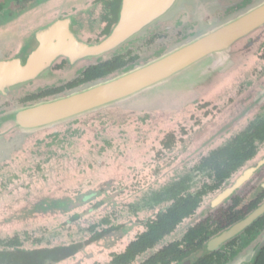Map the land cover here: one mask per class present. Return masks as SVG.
<instances>
[{
  "label": "rangeland",
  "instance_id": "1",
  "mask_svg": "<svg viewBox=\"0 0 264 264\" xmlns=\"http://www.w3.org/2000/svg\"><path fill=\"white\" fill-rule=\"evenodd\" d=\"M49 1L46 12L64 0ZM193 1H198L196 13L205 0ZM234 1H240L242 7L256 0ZM72 2V10L84 3ZM203 22L202 28L211 24ZM92 27L82 32L84 39L89 31L97 32L98 27ZM177 32L173 30L175 37ZM250 37L252 42L243 39L234 45V69L215 75L209 83L190 92L146 93L39 134L21 136L12 130L0 131V240L19 236L25 249L70 245L86 241L91 236L89 228L110 217L112 225H123L122 231L85 246L75 257L48 263L110 264L112 254L121 252L143 230L145 221L162 208H151L147 198L152 192L186 175L193 178V189H198L207 180L206 175L195 171L200 160L228 144L254 121L264 119V105L258 106L255 101L256 87L264 79V60H257L263 53L264 27ZM164 39V35H158L152 47H143L141 57L158 56L169 45ZM233 85L235 95L230 89ZM203 103L210 105L205 111L200 105ZM16 109L19 107L0 116ZM160 130L174 131L175 148L162 151L157 138ZM258 152L251 162L264 154V144ZM231 182L208 196L193 218L138 261L180 240L190 227L214 213L217 208H211L212 201ZM228 204L226 200L220 207ZM105 227L100 226V230ZM39 239L41 243H37ZM259 243L264 245V235L253 245H239L236 251L239 256L247 254Z\"/></svg>",
  "mask_w": 264,
  "mask_h": 264
},
{
  "label": "flooded vegetation",
  "instance_id": "2",
  "mask_svg": "<svg viewBox=\"0 0 264 264\" xmlns=\"http://www.w3.org/2000/svg\"><path fill=\"white\" fill-rule=\"evenodd\" d=\"M72 1L75 0H64L59 7H55L51 11L48 9V12H46L45 7L51 2L49 0H0V114L16 107L27 108L41 102H50L57 95L64 92L75 89L81 92L86 86L110 80L116 77L123 69L136 63L146 64L163 56L170 47L195 36L199 32L200 27L202 28V21H211L212 23L214 20H223L233 16L235 12L247 6L242 5V7H239L240 1L234 0H218L214 2L205 0L199 5V10L194 13L195 7L198 6V1L183 0L179 10L175 9L176 11L168 14L166 18L159 20L143 31L138 29L137 31L140 32L130 42L103 53L94 51L89 52L85 56H80V52L76 54L75 39L80 44L90 46V48H98L105 44L121 24L125 0H83V6L78 9L74 7V10H72ZM91 4L92 9L89 8ZM219 4L221 5L220 8L218 7ZM86 5L88 6L87 8L85 7ZM191 12L193 15H191ZM51 13L54 15L52 18H48ZM92 26L98 27L97 32L92 34V31H89L87 39H84L82 32H86L88 28L93 29ZM49 29L55 30L54 34H47L44 35L45 37L38 38L41 32ZM176 29H178V32L175 37L173 30ZM158 35H164L167 38L164 40H168L169 45L165 46L158 56L141 57L140 54L144 50L143 47H152L156 43ZM245 40L248 42L253 41L251 37L245 38ZM54 45H57V47H54ZM39 48L41 49L38 51ZM262 51L261 57L257 58L259 62L264 60V47H262ZM34 52L37 53V56L32 61L34 62L33 66L42 70L34 78L24 83L17 82L15 78L19 79L29 73L32 62L28 61V59ZM22 53L24 58L21 57L23 62L19 67L21 70H18V72L11 67L10 63ZM51 54H53L52 57ZM234 56L235 52L232 50L233 62H235ZM107 64L118 65V68L111 74L93 79L92 77L100 72L99 68ZM236 66L237 64L234 63L231 68L224 72L215 73L206 83H202L186 92L209 83L215 75L225 74ZM243 86L241 96L245 95ZM234 87L235 85L231 86L230 89L233 90ZM256 89V104L258 106L264 105V79ZM232 92L233 95L237 94L235 90ZM230 93L228 92V95L232 99L233 95ZM202 101L204 100L199 102ZM205 104H208V107L202 109L204 111L210 106L209 103L200 105L204 106ZM260 162H264V154L254 162L250 161L231 179L232 182L228 187H231L245 170L259 165ZM227 201H229V204L223 207L224 209H231L236 216L243 215L232 226L245 220L256 210L263 207L264 164ZM263 235L264 213L238 236L224 243L219 249L209 252L206 247L201 251L205 253L197 261L206 258V263L204 264H219L220 261L222 264H229L239 256L236 251L239 245H253ZM261 244L259 243L258 247L254 248L255 250L260 248L259 253L264 250V245L260 246ZM195 256L193 255L181 264H187ZM255 260L250 264H254ZM197 261L192 264H196Z\"/></svg>",
  "mask_w": 264,
  "mask_h": 264
},
{
  "label": "water",
  "instance_id": "3",
  "mask_svg": "<svg viewBox=\"0 0 264 264\" xmlns=\"http://www.w3.org/2000/svg\"><path fill=\"white\" fill-rule=\"evenodd\" d=\"M182 3L183 0H125L121 24L111 38L98 48L82 45L75 39L76 54L80 52V56H85L89 52L103 53L120 47L135 38L140 32L137 31L138 29L143 31L163 20L168 14L179 10ZM263 27L264 0H256L235 15L202 28L195 36L172 46L163 56L146 64L131 65L116 77L86 86L81 92L76 89L70 90L57 95L53 101L19 108L5 116H0V131L12 130L21 136H28L84 115L124 104L146 93L173 94L188 91L206 82L215 73L231 68L234 65L232 61L234 45ZM54 32L53 29L44 30L40 36L38 34V38L47 34L52 35ZM36 56V52L32 53L28 61H34ZM21 57L24 58L23 53L10 63L17 71L21 70L19 69L23 62ZM33 63L27 75L19 79L15 78L17 82L24 83L38 75L42 69L33 66ZM263 164L264 162H260L259 165L245 170L231 187L214 198L211 208L220 207L241 189ZM263 213L264 206L210 240L206 245L207 250L211 252L219 249L224 243L238 236ZM259 251L260 248L250 250L229 264H250ZM204 253H199L187 264L194 263Z\"/></svg>",
  "mask_w": 264,
  "mask_h": 264
},
{
  "label": "trees",
  "instance_id": "4",
  "mask_svg": "<svg viewBox=\"0 0 264 264\" xmlns=\"http://www.w3.org/2000/svg\"><path fill=\"white\" fill-rule=\"evenodd\" d=\"M117 68L118 65H103L99 68L100 72L92 78L111 74ZM93 72L94 70L91 73ZM207 107L208 104H205L203 109ZM158 132L157 138L162 151L175 148L177 137L174 131L160 130ZM263 144L264 119H261L251 123L228 144L212 150L200 160L195 171L198 175H206L207 180L198 189H193V178L186 175L152 192L147 198L152 205L151 208L162 207L163 209L161 208L154 217L145 221L143 230L121 252L112 254L110 264H181L193 255H198L211 239L238 222L243 215L236 216L231 209L220 208L190 227L180 240L155 251L146 260L138 261L143 255L156 250L166 237L174 234L182 224L193 218L204 200L219 192L252 161ZM102 225L106 227L100 230ZM122 228L123 225H112L111 218L106 217L102 219L100 225L95 224L89 228L91 236L86 241L57 247L39 246L25 249L24 242L19 236L0 240V264L60 263L75 257L85 246L96 244L119 233ZM41 242V239L37 241V243ZM204 263L206 258L196 262V264ZM219 264L222 262L220 261ZM254 264H264V250L258 254Z\"/></svg>",
  "mask_w": 264,
  "mask_h": 264
}]
</instances>
